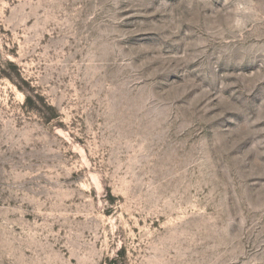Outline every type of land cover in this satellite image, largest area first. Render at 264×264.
<instances>
[{"label": "rangeland", "instance_id": "obj_1", "mask_svg": "<svg viewBox=\"0 0 264 264\" xmlns=\"http://www.w3.org/2000/svg\"><path fill=\"white\" fill-rule=\"evenodd\" d=\"M0 264H264V0H0Z\"/></svg>", "mask_w": 264, "mask_h": 264}]
</instances>
